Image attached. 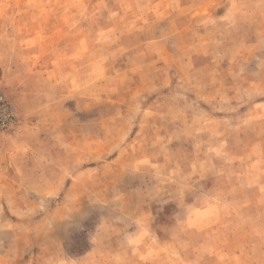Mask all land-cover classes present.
<instances>
[{
  "label": "rangeland",
  "instance_id": "obj_1",
  "mask_svg": "<svg viewBox=\"0 0 264 264\" xmlns=\"http://www.w3.org/2000/svg\"><path fill=\"white\" fill-rule=\"evenodd\" d=\"M0 264H264V0H0Z\"/></svg>",
  "mask_w": 264,
  "mask_h": 264
}]
</instances>
